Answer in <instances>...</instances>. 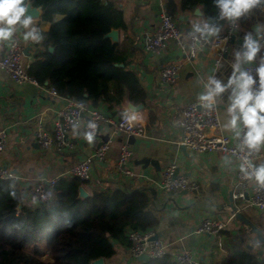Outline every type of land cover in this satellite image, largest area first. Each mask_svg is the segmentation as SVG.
<instances>
[{
	"label": "crops",
	"instance_id": "obj_1",
	"mask_svg": "<svg viewBox=\"0 0 264 264\" xmlns=\"http://www.w3.org/2000/svg\"><path fill=\"white\" fill-rule=\"evenodd\" d=\"M124 13L125 20H129L132 14L135 16L133 33L135 38L139 31H154L159 24V13L163 10V0H117ZM179 3V0H176ZM176 16L181 26L194 27L202 24L206 18L199 6L192 10H178ZM56 15L54 18H59ZM262 28V34L257 35V25ZM50 23L34 18L32 27L46 30ZM118 29V41L122 39V31ZM24 29L19 25L13 37H17L25 47L28 46V54L22 57L23 62L28 63L37 51L36 41L25 40ZM253 33L258 40L264 39V16L258 11L252 10L249 15L240 19V28L231 44V47L221 64L214 69L211 51L205 49L192 58L182 55L174 40L169 41L168 47L158 55L148 56L142 49L139 52L142 64L134 62L133 68L139 71L143 85L146 89V104L141 106L146 116V134L133 137L130 141L132 156L130 166L137 174L132 179H123L114 173V163L118 156L120 142L125 138L123 134L114 135L113 142L108 151V163L105 167L95 166L91 170V179L86 186L90 193L91 188L101 184L102 179H114L117 183L124 182L127 186L147 184L154 189L152 203L161 210V216L155 225L159 237L166 245V252L174 254L183 249L193 250L197 264H210L228 256L231 251L243 246L245 243L254 244L253 249L259 252V257L264 259V242L255 238L254 233L249 232L236 218L229 222L225 230L219 236H196L193 232L198 221L207 214L229 215L231 190L233 186V163L220 153H197L182 150L178 144L179 130L177 120L183 103L199 99L206 92L209 78L214 77L227 84L232 75V64L236 62V53L242 52L244 36ZM7 41L0 42V55L4 52ZM139 48V47H138ZM140 49V48H139ZM264 58V42L261 51L255 61L258 66ZM179 60L180 70L173 83L171 92L167 95L159 92L156 66L160 62ZM231 89L226 90L216 98L220 118L221 133H230L226 125L230 119L228 107ZM116 106L109 108L106 104H100L105 111L112 116H121L123 112L133 105L126 102L123 95L115 93ZM61 100L50 96L46 88L32 84L19 85L12 81L8 74L0 67V127L5 128L8 134L7 146L0 157V162L17 173L21 180L19 186L24 190L40 177H56L69 174V171L77 161L75 153L60 154L54 150H43L35 141L33 127L44 112V121L50 125L55 111L61 106ZM137 107V106H134ZM84 116L78 125V135L83 138V147L88 148L90 142L84 131ZM111 133L107 122H102L99 139L109 136ZM149 157L158 161V168L148 164L137 163L138 159ZM172 162L179 166V172L196 178L201 183L199 192H183L171 197L158 189L161 181L162 169ZM259 166L264 164V157L256 161ZM24 195V193H23ZM25 196V195H24ZM238 209L248 217L262 231L264 235V210H259L246 203H240ZM221 245H218V242ZM38 249V257L43 261H50V248L45 240L27 244L24 249L33 253ZM115 254L106 259L103 264H139V260L131 258L128 247L125 244L115 242Z\"/></svg>",
	"mask_w": 264,
	"mask_h": 264
},
{
	"label": "trees",
	"instance_id": "obj_2",
	"mask_svg": "<svg viewBox=\"0 0 264 264\" xmlns=\"http://www.w3.org/2000/svg\"><path fill=\"white\" fill-rule=\"evenodd\" d=\"M28 1L41 7V20L50 23L46 30L37 29L41 39L35 42L38 49L28 73L60 95L90 106L114 108L115 93L133 106L146 104L142 77L131 66L142 64V50L135 46L134 14L125 20L117 0ZM197 6L206 19L218 16L214 0L162 1L163 10L173 17L178 10ZM215 23L222 30L226 19ZM111 28L122 31L120 43L104 36ZM80 185L75 175L59 176L51 201L35 205L26 200L18 182L0 179V264H92L99 257L110 259L115 242L128 245V228L146 229L159 221L161 210L152 203L154 189L147 184L127 186L102 179L84 197L79 196ZM41 240L50 248V261L41 260L37 248L33 253L24 249ZM253 246L247 242L210 264H264ZM139 264L174 261L166 252Z\"/></svg>",
	"mask_w": 264,
	"mask_h": 264
},
{
	"label": "built area",
	"instance_id": "obj_3",
	"mask_svg": "<svg viewBox=\"0 0 264 264\" xmlns=\"http://www.w3.org/2000/svg\"><path fill=\"white\" fill-rule=\"evenodd\" d=\"M264 16V5L253 9ZM240 28V20H226L224 29L215 36H204L194 30V27H183L177 16H171L164 10L159 13V24L154 31L141 30L136 37V45L148 56L161 54L174 40L182 55L192 58L200 51L209 49L211 51L213 68L216 69L226 57L231 44ZM262 45L264 39L259 40ZM25 45L17 38L12 37L7 41L4 52L0 55V67L8 74L9 78L19 85L32 84L46 88L50 96L61 100V106L55 111L49 126L43 119L44 112L33 127L35 141L43 150H54L60 154L75 153L77 161L69 171L77 176L81 184L86 188L91 179V170L95 167H105L108 163V151L113 142V136L123 134L125 138L120 142L118 156L114 163V173L125 179L137 176L130 166L132 149L130 141L133 137L146 134V116L142 107H131L126 109L121 116H112L100 106H90L82 100L71 96L60 95L54 87L47 83H40L35 77L28 73L29 63L22 60ZM234 64V63H233ZM232 64V66H233ZM181 62L172 60L160 62L156 66L159 92L167 95L171 92L173 83L180 70ZM242 70L248 71L258 81L256 69L257 62L244 61ZM233 71V67H232ZM258 83L255 87L258 88ZM86 117L84 131L88 141V148L83 147L84 140L78 135L77 127L83 117ZM102 122H107L110 127V135L99 139L98 133ZM179 130L178 144L182 150L197 153H220L233 163V186L231 197L235 204L246 203L259 210H264V185L259 184L254 176L248 178L241 171V165L245 166L247 172L251 173L247 162L258 167L256 161L264 157V146L257 150H249L243 145V133L237 137L232 131L230 133L219 132L220 118L217 101L212 107H206L199 99L182 104L180 116L177 120ZM8 143V134L5 128L0 127V157ZM179 166L172 162L162 169L161 181L158 189L174 197L183 192H199L201 183L183 172L174 175ZM0 179H12L16 182L21 177L11 168L0 162ZM56 177H40L33 184L24 187L23 193L26 200L35 205L51 201L53 186ZM234 212L229 215L207 214L196 224L193 232L196 236H219L225 230L230 221L234 220ZM126 236L129 240L127 245L129 255L137 259L141 254H147L148 258L161 257L166 253V245L159 237L155 225L146 229L128 228ZM221 245V242H218ZM174 264H197L195 253L190 249H183L172 254Z\"/></svg>",
	"mask_w": 264,
	"mask_h": 264
},
{
	"label": "clouds",
	"instance_id": "obj_4",
	"mask_svg": "<svg viewBox=\"0 0 264 264\" xmlns=\"http://www.w3.org/2000/svg\"><path fill=\"white\" fill-rule=\"evenodd\" d=\"M214 4L219 10L218 16L208 17L202 24L194 26V30L202 37L215 36L219 33L220 28L215 20L238 21L249 15L253 9L264 5V0H214ZM28 7L25 0H0V42L10 40L17 25L28 29L24 33L25 40L41 39L38 30L32 27L34 17L30 14L26 15ZM255 31L257 35L262 34L259 24ZM242 47L243 52L236 53V62L232 66L233 73L227 84L210 77L205 86L206 92L199 97V100L210 108L215 104L217 97L231 89L230 106L227 109L230 119L225 127L233 131L237 137H240L242 129L246 128L242 143L249 150H257L264 146V58L256 69L257 81L248 71L242 70L241 64L244 61H254L262 45L257 38H254L253 33L249 32L244 36ZM257 83L258 88L255 87ZM87 138L91 139L90 136ZM247 164L249 168H253V171L247 172L243 164L241 171L245 172L248 178L254 176L259 184L264 185V164L258 167H254L250 162Z\"/></svg>",
	"mask_w": 264,
	"mask_h": 264
},
{
	"label": "water",
	"instance_id": "obj_5",
	"mask_svg": "<svg viewBox=\"0 0 264 264\" xmlns=\"http://www.w3.org/2000/svg\"><path fill=\"white\" fill-rule=\"evenodd\" d=\"M27 4L29 5L28 7V11L26 12V15H32L34 18H39L41 15V7L39 6H34L32 4L31 1H28ZM105 37L110 38V40L112 42H117L118 41V29L117 28H111L108 32H106L104 34ZM254 38L255 35H254ZM28 46L25 47L24 49V55L28 54ZM50 49H52L50 47ZM243 52V49H242ZM134 107V106H132ZM137 163H142L144 165H148L151 164L153 166H155L156 168H158V161L156 159L153 158H149V157H143L141 159H138ZM178 168L175 169L174 171V175H176L178 173ZM79 196H87L88 192L85 189V187L83 185L79 186ZM229 208L231 209L232 212H234V217L241 222V224H243L245 226L246 229L249 230V232L254 233L255 238L258 239L261 242H264V235L262 233V231L254 224L253 221H251L248 217H246V215L243 213V211H241L240 209L237 208V205L235 204V202L233 201L232 197L230 196V201H229ZM148 259V255L147 254H141L140 256L137 257V260L139 261H144ZM92 264H103V257H99L97 259H94L92 261Z\"/></svg>",
	"mask_w": 264,
	"mask_h": 264
},
{
	"label": "rangeland",
	"instance_id": "obj_6",
	"mask_svg": "<svg viewBox=\"0 0 264 264\" xmlns=\"http://www.w3.org/2000/svg\"><path fill=\"white\" fill-rule=\"evenodd\" d=\"M250 243V242H249ZM255 251H257L256 249H255ZM258 252V251H257Z\"/></svg>",
	"mask_w": 264,
	"mask_h": 264
}]
</instances>
